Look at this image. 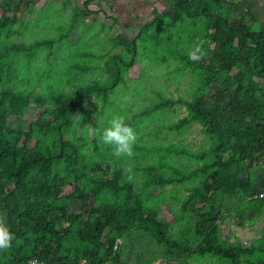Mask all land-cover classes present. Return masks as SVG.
Here are the masks:
<instances>
[{
  "label": "trees",
  "instance_id": "trees-1",
  "mask_svg": "<svg viewBox=\"0 0 264 264\" xmlns=\"http://www.w3.org/2000/svg\"><path fill=\"white\" fill-rule=\"evenodd\" d=\"M170 3L171 29L159 32L158 28L149 46L152 49L156 46L154 51L163 48L170 56L174 52L173 58L181 63L176 71L189 67L193 73L198 71L195 73L198 76L200 72L205 77L217 74V82L222 86L212 98L195 99L193 94L189 100L182 96L165 98L152 106L155 109L162 104L184 105L187 113L167 127L179 130L200 119L208 139L206 148L194 152L201 164L192 170L171 166L176 175H164L160 172L166 165L164 162L139 166L146 175L143 187L164 188L198 179L187 188L174 214L177 230L158 216L156 204H147L153 195L151 190H135L134 178L129 180L122 173L115 181L114 191H108V178L90 168L91 161L83 149L85 143L65 137L72 127L73 111L80 108L81 100L95 93L105 106L106 90L119 82L125 83L124 70L131 61L116 59L115 55L111 62L107 61L111 68L108 81L100 84L95 80L76 95L22 91L12 83L4 84L8 65L16 55L29 57L43 42L4 46L0 47V214L6 217L15 239L9 250L0 251V264H22L32 257L43 264H132L115 246L116 240L132 228L138 233L144 230L156 242L162 257L185 262L187 257L198 254L227 264H238L240 259L245 264H264V237L250 246L221 238L216 217H206L201 207L209 204L220 211V196L225 191L240 196L247 208L257 206L255 214L264 206V198H248L252 195V181L238 179L247 167V159H253V153L264 145V86L256 79L264 77V30H253L242 17H233L232 9L221 0H170ZM9 22L8 16L0 18V39L11 31ZM148 26L146 23L139 37H144ZM121 38L125 49L135 52V42L123 35ZM197 40L206 41V62L188 59L187 51ZM231 67L241 72L238 82L246 91L224 102V92L235 81L229 73ZM198 83L202 91L210 90L208 78L205 81L199 78ZM31 100L35 101L34 107L44 106V112L24 130L20 122ZM22 133L27 138L34 137L35 143L18 145ZM66 185L69 189L64 192ZM10 186L13 191L8 189ZM33 190L39 194L34 195ZM73 197L80 202V212L70 209L69 200ZM90 197L99 199L96 207L88 208ZM236 213L241 215L239 210ZM257 250L261 256L256 255Z\"/></svg>",
  "mask_w": 264,
  "mask_h": 264
},
{
  "label": "rangeland",
  "instance_id": "rangeland-1",
  "mask_svg": "<svg viewBox=\"0 0 264 264\" xmlns=\"http://www.w3.org/2000/svg\"><path fill=\"white\" fill-rule=\"evenodd\" d=\"M111 2L112 0H0V18L8 16L11 20V31L2 35L0 47L43 42L29 57L19 54L13 58L14 62L8 65L4 84L12 83L16 89L22 91H62L76 95L78 90L95 80L100 84L108 81L111 68L107 61L115 55L118 57L116 59L130 60L131 64L124 70L125 83L119 82L106 90L108 103L105 106L95 93L81 100L80 108L73 111L72 127L65 137L85 143L83 149L91 161L90 168L108 178V191L113 190L115 181L122 173L129 175L127 169L131 167L137 188L135 190L152 191V198H149L147 204H156L159 208L158 216L172 223V229L175 231L178 224L174 223V214L180 208V200L186 195L187 188L196 184L198 179L168 184L164 188L143 187L142 180L146 175L139 166L164 162L166 165L160 169L164 175H176L171 166L192 170L201 164V161L195 158L194 152L206 148L208 139L200 119L193 120L179 130L167 127L187 113L184 105L162 104L155 109H152V106L165 98L178 96L188 100L193 94L195 99L204 96L212 98L222 86L217 82V74H207L205 77L200 72L198 76L195 74L198 71L193 73L189 67L176 71L181 63L173 58L174 52L170 56L163 48L154 51L156 46H152L153 49L149 46L158 28L159 32L171 29L170 17L163 14L160 18L162 15L157 14L149 21L142 18L141 25L128 24L127 28L131 32L124 31V20H121L120 13L114 11ZM130 17L137 20L134 18L135 13L128 19H131ZM146 23H149L148 31L143 33L144 37L141 38L139 35ZM160 27L164 29L161 30ZM122 35L128 41L135 42V52L125 49ZM47 40L52 42L46 43ZM206 61L207 57L204 56L202 62ZM229 73L235 81L231 88L224 92V102L229 97L246 91L238 82L241 72L236 67H231ZM199 78L203 81L207 78L210 80L209 91L198 88ZM256 79L264 86V77ZM30 104L20 122L24 130L44 112V106L34 107L33 100ZM115 115L124 117L125 122L138 134L135 155L132 158L114 156L111 148L103 145L94 135L97 129L102 130L108 126V122ZM18 123L16 122L15 126ZM18 137V145L27 142L28 146H32L35 143L34 137L27 138L24 133ZM179 149L188 151H176ZM253 158L261 162L260 166L264 165V145L253 153ZM251 161L253 159L246 161L248 171L252 166V163H249ZM246 178L244 171L238 175L240 182H246ZM44 183L48 184L47 179H44ZM8 189L13 191V186ZM68 189L69 185H66L63 191ZM33 194L38 195L39 192L33 190ZM98 203L97 197H90L88 208L96 207ZM246 204L240 196L225 191L220 196V211L209 204L201 207L206 217H216L221 238L230 242L239 240L243 245L250 246L264 237V206L259 214H255L257 206L247 208ZM69 206L75 213L82 209L79 200L74 197L69 200ZM243 207L246 209H242ZM236 210H239L241 215L236 213ZM136 231L135 228L126 231L115 243L132 264H227L226 261L209 255L189 256L185 262L162 257L157 252L156 242L150 239L144 230L139 233ZM256 255L261 256V251L257 250ZM238 264H245V261L240 259Z\"/></svg>",
  "mask_w": 264,
  "mask_h": 264
},
{
  "label": "crops",
  "instance_id": "crops-1",
  "mask_svg": "<svg viewBox=\"0 0 264 264\" xmlns=\"http://www.w3.org/2000/svg\"><path fill=\"white\" fill-rule=\"evenodd\" d=\"M223 5L232 9L233 17H242L253 30H264V0H221ZM113 2V4H112ZM111 6L117 13H120L123 24L132 25L133 23L141 25V20L146 18H154L157 14H166L171 18L172 4L170 0H112ZM135 13L137 20L128 19ZM129 14V16H128ZM143 18V19H142ZM252 166L249 170L245 168L243 171L247 176L246 181L251 180L250 190L254 195L256 191L264 188V165L253 158ZM249 198V196H248Z\"/></svg>",
  "mask_w": 264,
  "mask_h": 264
},
{
  "label": "clouds",
  "instance_id": "clouds-1",
  "mask_svg": "<svg viewBox=\"0 0 264 264\" xmlns=\"http://www.w3.org/2000/svg\"><path fill=\"white\" fill-rule=\"evenodd\" d=\"M206 41L197 40L193 42L192 47L187 51L188 59L192 62H199L203 59L204 44ZM99 141L111 148L112 154L116 157L132 158L135 155V146L138 142V134L136 130L125 122V118L115 115L108 122V126L102 130L97 129L94 133ZM128 179L133 178L132 168L127 169ZM264 195V194H262ZM256 198V197H255ZM15 239V234L10 230L7 219L0 214V251L9 250Z\"/></svg>",
  "mask_w": 264,
  "mask_h": 264
},
{
  "label": "built area",
  "instance_id": "built-area-1",
  "mask_svg": "<svg viewBox=\"0 0 264 264\" xmlns=\"http://www.w3.org/2000/svg\"><path fill=\"white\" fill-rule=\"evenodd\" d=\"M264 190L263 189H259L258 191H256V193L253 195H250L249 198H264ZM22 264H43V261L36 258V257H32L28 260H26L25 262H23Z\"/></svg>",
  "mask_w": 264,
  "mask_h": 264
},
{
  "label": "water",
  "instance_id": "water-1",
  "mask_svg": "<svg viewBox=\"0 0 264 264\" xmlns=\"http://www.w3.org/2000/svg\"><path fill=\"white\" fill-rule=\"evenodd\" d=\"M124 31H129V32H131V31L129 30V28H127V27L124 28ZM133 33L136 34L137 32H133Z\"/></svg>",
  "mask_w": 264,
  "mask_h": 264
}]
</instances>
